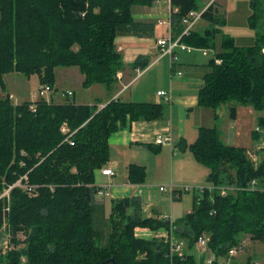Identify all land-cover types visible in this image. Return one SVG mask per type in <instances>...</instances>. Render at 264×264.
Masks as SVG:
<instances>
[{"label":"trees","instance_id":"obj_1","mask_svg":"<svg viewBox=\"0 0 264 264\" xmlns=\"http://www.w3.org/2000/svg\"><path fill=\"white\" fill-rule=\"evenodd\" d=\"M201 0H170L177 11L171 24L179 36L182 18L199 11ZM145 0H0V89L3 76L36 75L40 85L54 83L55 68L76 67L84 76L82 86L110 87L123 67L114 40L117 36L152 37L154 23L136 21L132 8ZM251 0L247 18L255 30L251 45L238 46L222 33L225 21L210 6L202 19L208 28L182 35L180 42L194 49H212L221 34V51L209 61L211 71L198 91L199 107L217 109L230 104L251 106L264 113V9ZM260 28L261 31L256 30ZM221 63L216 64L215 60ZM149 59L138 57L131 67L145 69ZM63 104L37 99L15 105L0 96V192L22 176L36 186V195L13 187L0 199L9 237L8 249L0 252V264H195L191 253L199 236L209 235L208 249L217 257L239 245L243 235L264 243V148L254 166L248 151L223 144L217 128H202L197 139L184 147L194 160L209 170L205 188L194 195L192 211L170 223L167 219L143 218L139 201L123 198L111 203L107 215L96 199L95 172L109 160V136L133 121L163 117L160 103L110 100L99 108L75 104L72 96ZM96 103H101L96 101ZM34 107V109H33ZM76 131L64 141L60 127ZM264 129V115L257 118ZM256 132L253 138L257 139ZM183 146V145H182ZM234 170V175H231ZM144 167L130 165L128 180L141 184ZM252 180L256 189L249 190ZM236 187L221 195L220 187ZM183 190L173 191L172 196ZM178 198V197H177ZM200 198L199 200H197ZM135 228L172 231L187 243L181 256L169 254L163 240L143 239Z\"/></svg>","mask_w":264,"mask_h":264},{"label":"crops","instance_id":"obj_2","mask_svg":"<svg viewBox=\"0 0 264 264\" xmlns=\"http://www.w3.org/2000/svg\"><path fill=\"white\" fill-rule=\"evenodd\" d=\"M145 1H147V3L134 6L132 8V14L136 21L154 23L153 36H117L115 38L114 44L117 52L121 55L123 64V67L116 74L115 82L110 87L99 84L92 85H96V87L93 88H101L97 96L93 98L94 101L91 98L90 102L83 100L79 102L75 100L76 93L72 86L77 89L83 88L82 82L84 76L76 67L55 68L54 83L49 99L54 104H63L66 99L53 102L52 94L62 95L61 98H64L63 95L67 91H71L73 93L72 98L75 104L78 105L96 104L101 108L105 103L99 96H103L107 102L110 100H119L121 102L160 103L164 105V114L161 119L153 121H133L128 123L125 128L109 136V160L104 167L112 169L114 175H102L100 170H97L94 176V185L97 188L105 190L107 193L106 196H103L99 200L104 204L105 211L108 214L110 213L112 201L123 198H134L139 201V213L143 218L151 217L157 220L167 219V221L172 223L192 211L194 203L193 196L196 195V192H193L190 202L189 199H185L183 193L173 197L170 187L173 191L183 190L185 192L188 190L185 188L187 184L192 185L193 189L210 186L207 180L209 170L198 164L188 148L186 149L188 145L195 142L199 130L202 128H217L220 134L219 139L223 144L241 147L246 150L258 147L259 150H261L264 148V129L259 128L257 124L250 132L245 128L252 125V123L255 124L256 113L251 106L236 105L235 118L231 119L229 114L227 115L225 113L229 111L230 104H226L227 106L225 105V114L223 112L218 113V108L209 109L197 105V93L204 84V76L211 71V68L208 63L204 64V62H201L203 64L200 66L196 59H192L195 58L192 56H195L197 52L206 55L208 53L207 51H213L214 47L212 49H194L190 47V51L174 48L173 57H171L172 62L169 55H160L157 46L158 39L170 37L172 40H176L180 38L182 34L177 36V30L171 24L172 13L176 12L177 9L171 7L166 0L160 4H156L150 0ZM228 3L229 0H201L199 2V10L210 4L212 9L225 21L224 27L228 22L226 18ZM206 28H208V23L200 18L192 30L202 31ZM186 54L191 55L186 56ZM179 55L182 56L183 60L185 59L184 69L189 71L190 75H192L187 79H173L175 75L177 76L176 78L182 77L180 70H178L182 63H178L177 61L174 62L177 57L179 61ZM215 55L216 54H214V56ZM140 56L148 58L149 64L143 70L138 68L133 69L131 65ZM214 56L212 58H214ZM164 58L167 59L169 79H139ZM216 61L217 59L215 62ZM199 68L204 72L200 71ZM16 74L17 73H9L3 77V91H5L7 87L6 78L13 75L17 76ZM178 75L180 76L178 77ZM198 75L201 76L199 77ZM140 80H142V85L137 87ZM9 82L10 84L15 83L16 86H20L21 84L20 79H17V77L15 81H13V79H7L8 84ZM37 82L39 89L40 83L38 77ZM19 88L22 87L20 86ZM158 91L169 92L171 101H164L162 97L157 95ZM7 92L8 93L5 94L11 96V102L15 105L23 102H32L38 99V97L37 99L32 97L34 94L30 96L20 95L18 97L21 101H17L14 100L17 95L14 88H11V90ZM99 100L101 103H96V101ZM257 128L258 130H256ZM254 132L258 135L257 139L253 138ZM158 137L170 139L169 144L156 145L155 141ZM261 138L262 141H260ZM184 144L186 146L185 150L181 148L184 147ZM246 145H250V147ZM162 155L164 157L167 156V158L164 159ZM130 165L144 167L145 179L143 183L132 184L129 182L128 167ZM185 170L188 172L190 182L183 176ZM151 173L154 176V180L148 181V175ZM158 181H165V185L158 186V191H160V187H168V196L159 195V193L155 191L159 183ZM185 200H188V204L186 203L188 207L183 210V212L177 213L180 210L181 204H184L183 206L186 207ZM108 205L109 212L107 211ZM165 209H167V212H165ZM165 232V230L151 231L145 228H135L134 235L143 239L161 240L160 236L164 235ZM241 241L243 245H238L236 247L243 246V248H239V250L243 249V251L248 252L245 254L244 259L239 261L240 251L238 250L236 255L231 258V264H247L248 262V264H258L257 262H250V259L252 256L256 257V255L259 254L257 248L261 243L251 240L248 235L241 238ZM8 243V234L5 230L2 231L1 229V253L6 252ZM262 246H264V244ZM195 249L196 247L193 250ZM211 254L209 250L204 253L198 252V255L196 257L194 256L195 264H207Z\"/></svg>","mask_w":264,"mask_h":264},{"label":"rangeland","instance_id":"obj_3","mask_svg":"<svg viewBox=\"0 0 264 264\" xmlns=\"http://www.w3.org/2000/svg\"><path fill=\"white\" fill-rule=\"evenodd\" d=\"M250 1L251 0H229L227 11H226L227 12V14H226L227 17L226 18L228 19V22H227L226 26H224V27L221 26V30L223 31V34H226L228 36L233 37L234 40H235V43L238 46L251 45L253 43V41H254L255 30L249 28L248 23H247V17L250 14V9H249ZM260 1H261V6H262L261 8L264 9V0H260ZM256 30L261 31L260 28H258V27H257ZM220 51H221V35L217 34L215 36V38H214V50L213 51H211V50L207 51L208 53L206 55H204L201 52L200 53L197 52V53H195V56H192V57H195V58H192V59H196V61L199 62L198 64L200 66L203 64L201 62H204V64L205 63L209 64L208 61L211 60V58L214 56V54H216V53H218ZM190 55L191 54H186V56H190ZM176 61L178 63H182V65L178 68V70H180V72L182 74V77L176 78L177 76L175 75L173 79H187V78L191 77L192 75H190V72L184 69L185 59L183 60L182 56L179 55V61H178V57H177V59L174 62H176ZM199 70L202 71L201 68H199ZM168 71L169 70H168V65H167V59L164 58L155 67H153L151 70L147 71L144 75H142L139 79H169ZM202 72H204V71H202ZM13 73H15V72H13ZM5 75H7V74H5ZM16 75L17 76L13 75V76H8L6 78V86L7 87H6L5 91L0 89L1 98H5L6 96H8L10 98V100H11V96L9 94H5V93H8L7 92L8 90H11V88H14V90H16V92H17V95L15 96L14 100L21 101V99L18 96H20V95H23V96L24 95L25 96L29 95L30 96L32 94H34V95H32V97L37 99V93H38L37 76L36 75H32L31 77L28 78V77H25V76H23L21 74H18V73ZM180 75H178V77ZM198 76L200 77L201 75H198ZM16 77H17V79H20V82H21L20 86L22 88H19L20 86H16L15 83H12L13 85L10 84V82H9V84L7 83V79H13V81H15ZM28 79H30V80H28ZM140 85H142V80H140L138 82L137 87H139ZM72 87H73V89L75 90V93H76L75 100L76 101L78 100L79 102H80V100H83V101H86V102H90L91 98L93 99L95 96H97V94L100 92V89H101V88H93V87H96V85L92 86L90 89H88V88H79V89H77L74 86H72ZM51 93L48 94V97H49V95H51ZM197 95H198V93H197ZM52 96H53V100H54L53 102H58V100L67 99L65 97L61 98L62 95L59 96L58 94H52ZM99 97L102 99V101L104 103L107 102V100L103 96H99ZM93 101H94V99H93ZM225 105L226 104H223L220 107H218L217 112L218 113H221V112L224 113ZM225 113L228 115L229 111H226ZM255 113H256V119H257L258 116L264 115L263 112L255 111ZM256 119H255V124L252 123V125H250L249 127H245L249 132H250L251 129L255 128V126L257 124ZM246 124H247V122H246ZM260 141H262V138L260 139ZM250 144H251V142H250ZM246 146L250 147V145H246ZM247 151H248V158L250 159L251 163L254 166H256L258 164V162L260 161V158H261V155H260V152H259V148L258 147H253V148L247 149ZM162 157L164 159L167 158V156L164 157L163 155H162ZM234 173H235L234 170H231V175H234ZM183 176L186 177L188 179V181L190 182L189 177H188V172L186 170H185V172H183ZM153 180H154V176L151 173V174L148 175V181H153ZM158 182L159 183H158L155 191H157L159 193V195L168 196V192H167L168 187H165L166 191H164V192L158 191V186L159 185H165L166 184L165 181H158ZM188 186H190V187H188ZM15 187H18V188L22 189L21 188L22 186H15ZM185 188H187L188 190H186L185 192H182L183 196H185V199H189V201L191 202L193 192H196V194H197V191H196V189H193L192 185H188L187 184V185H185ZM235 188L236 187L233 188V186L220 187V189H226V191H227L226 193L234 192ZM248 189L249 190H254V189H256V187L253 188L251 186V183H250ZM22 190L24 191V189H22ZM4 192H6V189L4 191L0 192V195H2ZM34 195H36V192L33 195H28V196L30 197V196H34ZM101 198L102 197H98V196L96 197V199L98 201H100L99 199H101ZM186 203L188 204V200L187 201L185 200V204ZM187 204H186V207L183 206L184 204L183 205L181 204V207L178 206V207H180V210L177 213L183 212V210H185L188 207ZM107 211L109 212V205L107 206ZM165 212H167V209H165ZM6 216L7 215H5V221L4 222H3V218L1 220L2 221V225H1L2 231L5 230V225H7ZM203 234H206V233H203ZM243 237H245V235H243L242 238ZM263 244L262 243L259 244V247L257 248V250H259L258 251L259 254H257L256 257L252 256V258L250 259V262H257L258 264H264V257H263L264 246H262ZM239 245H243L241 240H240ZM237 248L238 249L239 248H243V246L242 247H237ZM186 249H187V243L185 241L184 250H186ZM239 251H240V254H239L238 260L242 261L244 259V257H245V254H247L248 251H243V249L242 250L240 249ZM198 252L199 251L195 249V250H192L191 253L196 257L198 255ZM250 264H252V263H250Z\"/></svg>","mask_w":264,"mask_h":264},{"label":"built area","instance_id":"obj_4","mask_svg":"<svg viewBox=\"0 0 264 264\" xmlns=\"http://www.w3.org/2000/svg\"><path fill=\"white\" fill-rule=\"evenodd\" d=\"M150 1H152L156 4H160V3L164 2L165 0H150ZM166 1L170 5V0H166ZM209 7H210V4L207 5L206 7H204L203 9L199 10V11H190L184 18H182L181 22H182V25L184 26V29H183L182 34L180 35V38L182 35L189 34L192 31L196 22L200 18H202V14ZM180 38H178L176 40H172L170 37L158 39L157 40V46L159 48L160 55H162V56L169 55L171 58V57H173L174 48H181L182 50L190 51L191 48L182 44L180 42ZM171 62H172V58H171ZM216 63L220 64L221 60L217 59ZM51 92H52V87H50L49 85H47V84L46 85H40V87L38 89L37 97H38V99H45L47 102H49L48 94H50ZM157 95L162 97L163 100L166 102L171 101V95L167 91H158ZM65 96L71 97V96H73V93L71 91H67L63 95V97H65ZM102 107H103V105H102ZM33 109H34V107H33ZM256 130H258V128ZM60 131L62 134L66 135L64 141H67L70 145H73L71 137L76 131H70V129L68 128V126L65 123L61 125ZM169 142H170V139L163 138V137H158L155 141L156 145H166V144H169ZM99 170H100V173L102 175H107V176H113L114 175V171L108 167H102ZM256 185H257L256 180H252L251 186L254 188V187H256ZM15 186H22L21 188L24 189V191L28 195H33L35 193V189H36V186L30 185L27 183V176L24 175L19 180H17L13 185L9 186V188L6 189V192H4L2 195H0V199H3L5 196H8L9 191ZM205 188H207V187L194 188L197 191L196 195L197 196L201 195L204 192ZM207 189H208V191L214 190L213 187H208ZM159 190L165 191V188L160 187ZM170 190L173 192L171 187H170ZM226 192H227L226 189H220L221 195H224ZM106 195H107L106 191L99 188L96 196L103 197ZM199 199L200 198H198L197 200H199ZM7 211H8V207L6 206L3 209V222L5 221V213ZM160 238H161V240H163L165 243L168 244L170 256L173 254H177V255L181 256L183 254L184 247H185V241L183 239L176 238L173 235L172 231H169V232L166 231L164 235L160 236ZM208 240H209L208 234H201L199 236V238L197 239L195 247L200 253H204V252H207L209 250L208 246H207ZM238 250L239 249L237 247L230 248L227 251L225 256H222V258L220 257V259H222V260H220L219 257H217L215 254L212 253L210 255V258L207 261V264H231V258L236 255Z\"/></svg>","mask_w":264,"mask_h":264},{"label":"clouds","instance_id":"obj_5","mask_svg":"<svg viewBox=\"0 0 264 264\" xmlns=\"http://www.w3.org/2000/svg\"><path fill=\"white\" fill-rule=\"evenodd\" d=\"M104 106V105H103Z\"/></svg>","mask_w":264,"mask_h":264}]
</instances>
